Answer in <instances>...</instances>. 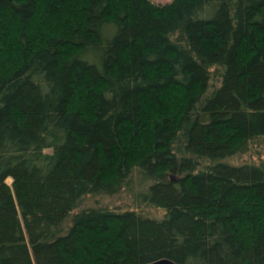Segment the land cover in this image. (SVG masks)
<instances>
[{"label": "trees", "instance_id": "obj_1", "mask_svg": "<svg viewBox=\"0 0 264 264\" xmlns=\"http://www.w3.org/2000/svg\"><path fill=\"white\" fill-rule=\"evenodd\" d=\"M260 143L264 0H0V264H264Z\"/></svg>", "mask_w": 264, "mask_h": 264}, {"label": "rangeland", "instance_id": "obj_2", "mask_svg": "<svg viewBox=\"0 0 264 264\" xmlns=\"http://www.w3.org/2000/svg\"><path fill=\"white\" fill-rule=\"evenodd\" d=\"M154 2H157V3H160V2H168L170 0H153ZM259 149L261 152V156H264V144L262 145L261 143L259 144ZM258 155L254 154V156H252L249 152L247 153H243L242 155L239 156V158L235 159L236 162H240V161H249V160H254V158H257ZM7 181L9 183H11V178H8ZM131 201L130 197L129 196H123L122 199L118 200V201H110L108 198L104 199L103 202L106 203V204H109L111 205L112 207H115V206H122L125 208L126 204H129ZM103 203V204H104ZM131 207V206H130ZM153 212V211H151Z\"/></svg>", "mask_w": 264, "mask_h": 264}, {"label": "water", "instance_id": "obj_3", "mask_svg": "<svg viewBox=\"0 0 264 264\" xmlns=\"http://www.w3.org/2000/svg\"><path fill=\"white\" fill-rule=\"evenodd\" d=\"M140 264H180L168 257H161L149 262H145V263H140Z\"/></svg>", "mask_w": 264, "mask_h": 264}]
</instances>
